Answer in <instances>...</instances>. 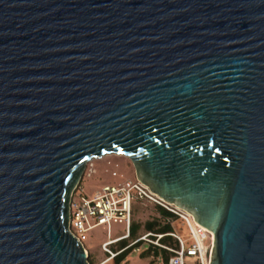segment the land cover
Returning <instances> with one entry per match:
<instances>
[{
	"label": "water",
	"instance_id": "water-1",
	"mask_svg": "<svg viewBox=\"0 0 264 264\" xmlns=\"http://www.w3.org/2000/svg\"><path fill=\"white\" fill-rule=\"evenodd\" d=\"M264 264V0H0V264H89L67 225L84 163Z\"/></svg>",
	"mask_w": 264,
	"mask_h": 264
},
{
	"label": "built area",
	"instance_id": "built-area-1",
	"mask_svg": "<svg viewBox=\"0 0 264 264\" xmlns=\"http://www.w3.org/2000/svg\"><path fill=\"white\" fill-rule=\"evenodd\" d=\"M111 174H115V171L112 170ZM139 200L159 205L178 215L185 225L186 235L173 228L163 233H153L155 234L154 239L148 237L151 232L147 231L133 241L144 239L169 250L171 253L164 264H184V255L194 256L195 264H209L208 253L212 240L211 234L202 230L195 223L196 221H193L189 213L149 190L137 178L102 183L89 194L84 193L81 188H74L68 202V229L82 243L87 230L96 225L106 226V236L100 242V247L107 255L101 259L99 262L101 264L122 249L111 250L109 245L116 239L127 235L133 201ZM111 221L122 222L123 224L119 233L113 236L109 234ZM163 234L173 236L177 240V245L172 246L158 241L157 238Z\"/></svg>",
	"mask_w": 264,
	"mask_h": 264
},
{
	"label": "rangeland",
	"instance_id": "rangeland-1",
	"mask_svg": "<svg viewBox=\"0 0 264 264\" xmlns=\"http://www.w3.org/2000/svg\"><path fill=\"white\" fill-rule=\"evenodd\" d=\"M114 170L115 174H111ZM136 178L134 168L129 158L120 153L107 152L98 157H92L84 163L80 178L74 188H81L84 193L89 194L102 183L115 182L122 179ZM132 220L139 223V227L134 235L137 236L141 232L149 230L145 228V222L158 219L163 222L165 218L160 217L156 211V204L147 201H133ZM172 227L179 230L181 234L186 235L185 225L178 215L173 213L170 218ZM123 228L122 222L111 221L109 226V234L111 236L119 233ZM151 230V229H150ZM143 232V233H144ZM106 226L96 225L85 232L86 237L82 239V243L87 251V256L91 264H99L107 253L101 247L100 242L105 239ZM132 237H127L126 242L130 243ZM130 241V242H129ZM133 241V240H132ZM146 240L141 239L135 243V246L127 253V255L118 264H164L160 260V256L152 254L141 255L140 251L146 247ZM117 242L113 243L110 248H117ZM103 264H113L110 259ZM184 264H195L194 256L184 255Z\"/></svg>",
	"mask_w": 264,
	"mask_h": 264
},
{
	"label": "trees",
	"instance_id": "trees-1",
	"mask_svg": "<svg viewBox=\"0 0 264 264\" xmlns=\"http://www.w3.org/2000/svg\"><path fill=\"white\" fill-rule=\"evenodd\" d=\"M133 206H134V204L132 205V208H133ZM155 206H156L157 214L160 217L165 218V220L163 222H159L158 219L154 218L153 220H149V221L145 222V224H144L145 228L149 229V230H146V232L147 231L151 232L150 234H148V237L150 239L155 238V234H153V233H163V232H166V231L173 229L171 221H170V218L172 217L173 213L166 210L165 208H163L159 205H155ZM138 227H139V223L137 221L132 220V209H131V218L129 221V227H128L127 235L116 239L114 242H112L110 244V246H111L113 243L117 242L118 247L115 248L114 250H118V249L122 248L121 250H119L116 254H114L110 258V261L113 264H118L127 255V253L135 246V243L141 240V239H137L130 244L128 242H126L127 237H129V236L132 237V239L130 240V241H132L144 232L143 231L134 237ZM157 240L162 242V243H167V244L172 245V246L177 245V240L169 234H163L160 237H158ZM146 244H147L146 247L140 251L141 255H147V254H152L154 256L159 255L160 260L163 263L166 262L167 257L171 253L169 250L161 248V247L157 246L156 244H154L150 241H147ZM87 260H88L89 264H91L88 256H87Z\"/></svg>",
	"mask_w": 264,
	"mask_h": 264
},
{
	"label": "bare ground",
	"instance_id": "bare-ground-1",
	"mask_svg": "<svg viewBox=\"0 0 264 264\" xmlns=\"http://www.w3.org/2000/svg\"><path fill=\"white\" fill-rule=\"evenodd\" d=\"M187 213H189L188 211H186ZM189 215H191L190 213H189ZM191 217H192V215H191ZM192 219H193V217H192ZM194 221V220H193ZM195 222V221H194ZM202 230H205V231H207L208 233H210L211 234V232L209 231V230H207L204 226H202L201 224H199V223H197V222H195ZM211 239H212V237H211ZM108 260V259H107ZM107 260H105V261H103L101 264H103V263H105Z\"/></svg>",
	"mask_w": 264,
	"mask_h": 264
}]
</instances>
